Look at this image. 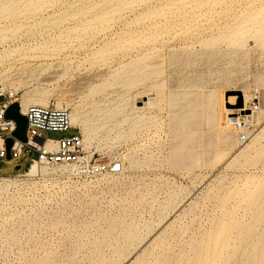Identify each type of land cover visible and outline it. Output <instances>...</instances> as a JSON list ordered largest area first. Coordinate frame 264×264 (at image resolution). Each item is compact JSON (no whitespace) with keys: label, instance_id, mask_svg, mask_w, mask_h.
Here are the masks:
<instances>
[{"label":"rangeland","instance_id":"rangeland-1","mask_svg":"<svg viewBox=\"0 0 264 264\" xmlns=\"http://www.w3.org/2000/svg\"><path fill=\"white\" fill-rule=\"evenodd\" d=\"M10 1L17 4L0 16L7 19L0 52L18 47L12 64L25 69L0 89L21 95L36 87L51 94L50 104L81 110L91 127L88 151L112 170L79 177L56 168L27 177L36 151L0 159V177H11L0 181V264H130L138 255L134 264H213L221 262L216 244L225 247V264H237L264 249V13L208 57L211 47L183 32V0L0 4ZM98 72L93 89L86 77ZM191 83L220 106L190 130L196 162L177 165L183 138L173 123L183 104L170 101ZM99 100L102 112L94 111ZM252 114L260 124L250 126ZM223 126L227 142L215 136ZM77 132L86 138L74 126L50 137Z\"/></svg>","mask_w":264,"mask_h":264},{"label":"bare ground","instance_id":"bare-ground-1","mask_svg":"<svg viewBox=\"0 0 264 264\" xmlns=\"http://www.w3.org/2000/svg\"><path fill=\"white\" fill-rule=\"evenodd\" d=\"M183 4L185 5V10L182 13L183 18V29L184 34L187 38L191 39L193 42L200 44V48H208L210 46V50L208 51V57H212L216 52V43L222 38L227 40H232L234 42L237 41L238 35H243L247 31L248 24L253 22L255 23V19L262 13H264V0H183ZM17 3H12L11 1L8 3L0 4V16L5 15L9 10L14 9V6ZM262 4V5H261ZM35 3L31 2L25 4L23 7H26V10H30L35 7ZM127 4H123L126 6ZM261 5V6H259ZM20 9L18 10V12ZM14 15L17 14V11L14 10ZM12 15V13H10ZM248 16V17H247ZM247 17V19H246ZM2 20L0 19V24L4 25L6 22V17ZM236 39V41H235ZM224 44V43H222ZM225 45V44H224ZM231 43H226L225 47L229 48ZM18 47L5 50L0 52V82L6 80H17L20 76V72L25 69L23 67L18 66L16 63L12 64L14 54L17 52ZM187 56H192L191 54H187ZM187 65H189L187 63ZM51 72H49L48 78L46 80L52 79ZM103 74L101 72L94 73L88 77H86V82L88 84H92L91 88H97L101 82L100 77ZM99 82V83H97ZM192 85H188L184 88V90L179 94H172V98L170 101L171 107H175L176 104L182 103L181 110L174 114V123L173 127L176 130L177 137H182L181 144L177 146L174 150L173 158L176 159V164L180 165L181 161H193L196 162L197 154L194 152V140L193 134L190 133V130L195 127L196 122L198 120L209 122L212 119V108H214V104L217 103L220 106L219 101L215 98V96L211 93L204 94L200 92V90H195L196 84L191 83ZM18 88L14 87V90H9L12 93H18ZM6 92V91H5ZM4 93V88L0 89V94ZM22 106L24 108L23 112H25L26 108L30 105H49L50 97L46 90L31 88L28 90H24L21 92ZM65 99L64 95L61 96ZM139 98V97H138ZM140 99V98H139ZM137 100V99H136ZM103 103L102 100L98 101V107L94 109L96 112H102L103 108L100 106ZM69 103H67V106ZM58 108H65V106L60 102L56 104ZM137 110H144V107H136ZM184 110V111H183ZM229 112L230 109L227 108ZM72 125L74 127H81L83 133L85 134L86 147L88 141L90 139L89 135L91 134V127L87 124V121L84 119V115L81 110L76 109L72 112ZM250 126H256L260 124V118L257 119L256 115L252 114ZM238 124L231 123L230 128L233 130L236 129ZM215 136L219 142H227L231 138V134L229 129L226 126L220 127L219 130L215 133ZM47 148L55 149V143L47 144ZM206 157L205 161H209L207 164H211V150L207 151L204 154ZM203 160V159H202ZM63 169H71L75 170V167L65 166ZM56 168H48L45 166L34 165L29 168L27 171L28 176H36L40 173H47L49 170H54ZM0 181L10 182L11 177H0ZM264 199V194H261ZM264 204V203H263ZM261 218L262 216L259 215ZM252 228H248V233H251ZM224 235L226 231L222 232ZM245 236V235H244ZM222 245V246H221ZM215 246V250L219 253L221 258L220 261H216L213 264H225L222 256L225 254V247L223 244ZM257 247L261 245V241H257L255 244ZM251 257L248 261H241L237 264H264V249L260 251H252ZM142 257L138 255L130 264H134L138 262ZM200 260L198 264H205ZM227 264H229V259L227 260Z\"/></svg>","mask_w":264,"mask_h":264},{"label":"built area","instance_id":"built-area-1","mask_svg":"<svg viewBox=\"0 0 264 264\" xmlns=\"http://www.w3.org/2000/svg\"><path fill=\"white\" fill-rule=\"evenodd\" d=\"M4 101L0 102V159L7 158V139L14 140L11 148V159H18L23 155V149L29 147L37 152L27 169L34 165L48 168H62L65 166L75 167V176L97 177L112 170L107 165L95 158V155L88 151L84 136L80 133L64 136L60 139L50 137L51 132L66 133L72 130V115L68 109L58 108L55 105H30L23 112L22 99L18 93L4 92L0 94ZM20 103V112L28 117V142L23 143L14 137L13 133L17 124L13 119L6 117L9 106ZM55 143L56 148H47V144ZM26 171L25 176H28Z\"/></svg>","mask_w":264,"mask_h":264},{"label":"water","instance_id":"water-1","mask_svg":"<svg viewBox=\"0 0 264 264\" xmlns=\"http://www.w3.org/2000/svg\"><path fill=\"white\" fill-rule=\"evenodd\" d=\"M6 117L8 119H13L16 124L17 128L14 131L13 135L15 138H17L19 141L23 143L28 142V136H27V131H28V117L20 112V103L19 102H14L12 103L7 112H6ZM14 140L12 138L7 139L6 146H7V159L11 160V148L13 147ZM17 170L21 169V166L16 167Z\"/></svg>","mask_w":264,"mask_h":264}]
</instances>
